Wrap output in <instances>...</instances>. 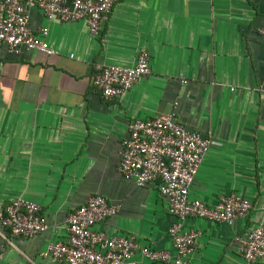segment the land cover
Wrapping results in <instances>:
<instances>
[{
	"label": "crops",
	"instance_id": "1",
	"mask_svg": "<svg viewBox=\"0 0 264 264\" xmlns=\"http://www.w3.org/2000/svg\"><path fill=\"white\" fill-rule=\"evenodd\" d=\"M29 15L54 53L0 46V264H52L41 254L66 242L67 217L93 196L118 208L95 232L173 254L175 220L157 185L137 187L118 170L130 123L168 114L210 141L189 200L252 204L233 225L186 219L184 230L199 232L189 264H249L238 239L264 226V0H120L98 36L84 22ZM141 49L150 73L123 96L102 97L95 65L132 67ZM19 197L41 206L47 231L9 237L1 222Z\"/></svg>",
	"mask_w": 264,
	"mask_h": 264
},
{
	"label": "built area",
	"instance_id": "2",
	"mask_svg": "<svg viewBox=\"0 0 264 264\" xmlns=\"http://www.w3.org/2000/svg\"><path fill=\"white\" fill-rule=\"evenodd\" d=\"M119 1L0 0V46L15 56L24 51L52 55L54 52L48 43L31 30V9L39 10L50 21L84 22L89 33L98 36L104 19ZM47 31L40 29V34L46 35ZM259 33L264 37V21ZM149 73L150 56L141 49L132 67L95 65L92 85L105 99H115ZM209 147L208 139L186 130L174 114L133 120L122 143L118 170L123 179L137 187L156 184L159 194L167 201L168 213L175 220L168 229L173 254L142 247L133 237L95 232V225L114 217L118 208L110 205L105 197L93 196L67 217L66 242L50 243L41 256L49 257L52 264H137L136 256L158 264H189L199 232L184 230L182 224L186 219L233 225L252 209L249 199L236 195L221 197L214 207L189 200V188ZM1 225L11 239L33 238L48 230L41 206L21 197L6 207ZM238 242L247 263L264 264L263 225L253 228Z\"/></svg>",
	"mask_w": 264,
	"mask_h": 264
}]
</instances>
